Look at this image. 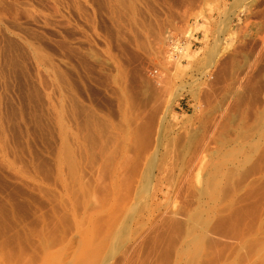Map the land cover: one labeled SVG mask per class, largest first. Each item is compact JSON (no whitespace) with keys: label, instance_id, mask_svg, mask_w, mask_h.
<instances>
[{"label":"rangeland","instance_id":"1","mask_svg":"<svg viewBox=\"0 0 264 264\" xmlns=\"http://www.w3.org/2000/svg\"><path fill=\"white\" fill-rule=\"evenodd\" d=\"M101 1L0 0V264H65L73 216L133 203L141 226L171 200H243L247 223L264 212V0H129L124 22ZM66 84L118 136L70 170ZM121 84L145 85V103L129 111ZM137 227L106 264L139 245Z\"/></svg>","mask_w":264,"mask_h":264},{"label":"bare ground","instance_id":"2","mask_svg":"<svg viewBox=\"0 0 264 264\" xmlns=\"http://www.w3.org/2000/svg\"><path fill=\"white\" fill-rule=\"evenodd\" d=\"M101 3L105 5L107 0H102ZM129 4V0H114L108 7L119 21L124 22L127 9H130ZM167 43L168 46L163 47L164 53L171 57L170 49L176 43L170 38ZM100 62L101 65H95L97 74L99 77L105 74L108 81L110 70L105 66L108 63ZM155 74L151 73L152 76ZM147 90L143 84L130 89L121 84L116 99L119 103L130 106V111L138 103H145L143 97ZM61 113L65 124L60 122L59 127L65 134L62 137L65 148L60 150L58 159L69 170L74 165L75 153L81 158L87 154L95 157L97 153L107 150L118 138L109 123L102 121L79 98L73 96L68 84ZM154 123L155 120L152 119L146 128H141L145 145L149 144ZM57 169V177L64 180L63 167L57 166ZM117 173L113 167L111 176ZM205 180L214 182L216 176L211 175ZM163 204L165 207L162 206L157 215L142 217V226L139 224L140 217L135 213L136 203L130 204L123 212H110L104 216H73L75 225L72 229L68 228V222L65 230V264H106L120 237L130 234L134 225H138L136 232L142 230L141 240H134L139 245L125 252L123 264H133L135 261L139 264H264V258L260 256L250 258L252 251L257 253L264 248V212L255 217V222L247 223L249 215L244 214L243 208L247 204L243 200L223 201L199 197L194 200H171ZM84 239L87 244L81 247ZM139 250L142 252L138 253Z\"/></svg>","mask_w":264,"mask_h":264}]
</instances>
